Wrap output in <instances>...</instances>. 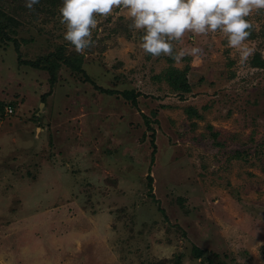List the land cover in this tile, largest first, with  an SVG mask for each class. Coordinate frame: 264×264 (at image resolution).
I'll list each match as a JSON object with an SVG mask.
<instances>
[{"label": "rangeland", "instance_id": "374dc122", "mask_svg": "<svg viewBox=\"0 0 264 264\" xmlns=\"http://www.w3.org/2000/svg\"><path fill=\"white\" fill-rule=\"evenodd\" d=\"M62 2L0 0V264H264V9L153 56Z\"/></svg>", "mask_w": 264, "mask_h": 264}, {"label": "clouds", "instance_id": "9594fccd", "mask_svg": "<svg viewBox=\"0 0 264 264\" xmlns=\"http://www.w3.org/2000/svg\"><path fill=\"white\" fill-rule=\"evenodd\" d=\"M39 3L24 0L28 10ZM114 8L127 12L132 29L143 30L140 47L147 54L171 55V41H179L186 31L207 34L218 30L230 48L247 57L245 41L252 25L246 17L264 9V0H63L59 14L66 28L64 40L83 53L92 43V30L97 26L95 14L107 17Z\"/></svg>", "mask_w": 264, "mask_h": 264}, {"label": "trees", "instance_id": "16d2710c", "mask_svg": "<svg viewBox=\"0 0 264 264\" xmlns=\"http://www.w3.org/2000/svg\"><path fill=\"white\" fill-rule=\"evenodd\" d=\"M10 20H12V21H14V22H17V20L14 18V17H12ZM263 63L261 64V65H259V64H257V63H255L254 64V66H264V61H262Z\"/></svg>", "mask_w": 264, "mask_h": 264}]
</instances>
